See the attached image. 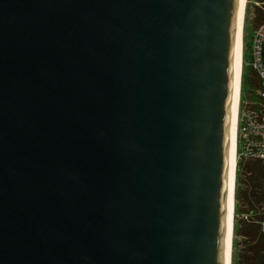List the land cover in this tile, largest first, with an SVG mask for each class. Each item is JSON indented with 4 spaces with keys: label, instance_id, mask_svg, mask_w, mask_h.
Masks as SVG:
<instances>
[{
    "label": "water",
    "instance_id": "obj_1",
    "mask_svg": "<svg viewBox=\"0 0 264 264\" xmlns=\"http://www.w3.org/2000/svg\"><path fill=\"white\" fill-rule=\"evenodd\" d=\"M239 0H0V264H225Z\"/></svg>",
    "mask_w": 264,
    "mask_h": 264
},
{
    "label": "trees",
    "instance_id": "obj_2",
    "mask_svg": "<svg viewBox=\"0 0 264 264\" xmlns=\"http://www.w3.org/2000/svg\"><path fill=\"white\" fill-rule=\"evenodd\" d=\"M264 0H257L263 2ZM264 21V13L256 8V14L253 21L257 28ZM246 22V20H245ZM255 28V29H256ZM245 32V28L243 29ZM243 37V48L246 47ZM245 53L243 50V66L241 77V96L240 106L244 103L242 92L245 86H249V93L252 98L256 99V92L259 87L258 78L251 70L244 65ZM253 99V101H255ZM235 214L252 213L251 221H237L233 226V236L239 235L244 237L245 243L248 245L247 251L254 256L251 264H264V234L261 231L260 223L264 221V214L260 211L264 188V167L257 162L240 161L237 164L235 179ZM240 230V231H239Z\"/></svg>",
    "mask_w": 264,
    "mask_h": 264
},
{
    "label": "built area",
    "instance_id": "obj_3",
    "mask_svg": "<svg viewBox=\"0 0 264 264\" xmlns=\"http://www.w3.org/2000/svg\"><path fill=\"white\" fill-rule=\"evenodd\" d=\"M264 13V1L255 3ZM248 67L255 72L259 87L255 101L239 104L236 125V171L240 161L257 162L264 167V21L253 31ZM260 211L264 214V188ZM234 219L251 221L252 213L235 214ZM264 234V221L260 223Z\"/></svg>",
    "mask_w": 264,
    "mask_h": 264
},
{
    "label": "bare ground",
    "instance_id": "obj_4",
    "mask_svg": "<svg viewBox=\"0 0 264 264\" xmlns=\"http://www.w3.org/2000/svg\"><path fill=\"white\" fill-rule=\"evenodd\" d=\"M246 0H239L237 13L236 38L234 43L233 80L231 95V112L229 124V165H228V190H227V235L225 242V264H230V250L234 220V192H235V148L236 125L240 101V82L242 68V31Z\"/></svg>",
    "mask_w": 264,
    "mask_h": 264
},
{
    "label": "rangeland",
    "instance_id": "obj_5",
    "mask_svg": "<svg viewBox=\"0 0 264 264\" xmlns=\"http://www.w3.org/2000/svg\"><path fill=\"white\" fill-rule=\"evenodd\" d=\"M255 3H258L257 0H246V6L244 12L243 29L245 28V32L242 31V66H243V50H244L245 53L244 65L247 66V68H249L247 64L249 62V55H250L248 54V51L251 44L253 31L256 28L253 24L256 14ZM243 37L245 38L244 42L246 43L245 48H243ZM241 77H242V68H241ZM248 91H249V86H245L242 92V99L244 102L253 101V99H255L252 98V96ZM240 96H241V82H240ZM235 155H236V148H235ZM235 179H236V162H235ZM235 188H236V184H235ZM234 210H235V197H234ZM237 221L239 220L238 219L233 220V226ZM247 246L248 245L245 243L244 237L240 236L239 232L237 236H233V230H232L230 264H251V259L253 258L254 255L251 252L247 251L246 248Z\"/></svg>",
    "mask_w": 264,
    "mask_h": 264
},
{
    "label": "crops",
    "instance_id": "obj_6",
    "mask_svg": "<svg viewBox=\"0 0 264 264\" xmlns=\"http://www.w3.org/2000/svg\"><path fill=\"white\" fill-rule=\"evenodd\" d=\"M248 54H249V51H248Z\"/></svg>",
    "mask_w": 264,
    "mask_h": 264
}]
</instances>
